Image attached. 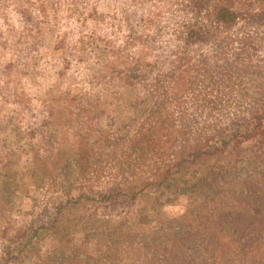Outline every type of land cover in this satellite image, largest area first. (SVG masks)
I'll use <instances>...</instances> for the list:
<instances>
[{"label":"rangeland","instance_id":"374dc122","mask_svg":"<svg viewBox=\"0 0 264 264\" xmlns=\"http://www.w3.org/2000/svg\"><path fill=\"white\" fill-rule=\"evenodd\" d=\"M115 1L122 9L109 11L113 21L94 16L81 28L69 21L71 0H0V264H264V116L244 125L264 114L260 2L238 0L255 8L227 29L209 11L213 0ZM155 49L144 65L140 57ZM80 96L103 108L87 117L89 127L45 118ZM194 117L202 139L219 126L243 124L242 133L210 157L207 172L208 162L185 161L167 174L152 150L165 148L168 131L184 151V125ZM68 127L82 132L78 143ZM53 134L67 145L57 154L48 152ZM133 149L156 174H134L128 194L113 192L109 207L98 208L112 184H125L104 182L113 173L107 160ZM98 156L103 167L87 164ZM49 179L60 191L47 192ZM85 190L100 199L55 223L49 241L52 205Z\"/></svg>","mask_w":264,"mask_h":264},{"label":"trees","instance_id":"16d2710c","mask_svg":"<svg viewBox=\"0 0 264 264\" xmlns=\"http://www.w3.org/2000/svg\"><path fill=\"white\" fill-rule=\"evenodd\" d=\"M210 3H212V0H209ZM253 2H260V5L263 10H264V0H254ZM252 3V2H251ZM250 3V4H251ZM249 4V5H250ZM240 6L238 4V0H213V8L212 10L210 9L209 11L211 12L212 17L215 19L214 21L220 23V24H225L227 29H231L233 28L235 25L239 24V22L244 19L251 11L252 9H254V5L250 6ZM71 9L73 10L70 13L69 16V21L71 22H77L78 27L80 25L81 28L85 25H87L88 23H92L94 22V16L96 20H101V19H107L109 18L110 21H113L115 19V17L117 16H112L109 14V11L113 10L118 12L117 10H121L122 7L120 4H117V2L115 0H105L104 2H101V0H71L70 3ZM249 7V8H248ZM258 8V7H257ZM1 13V12H0ZM37 12H33V17L35 19V21H32L31 19H29V21H31L34 25L37 23ZM1 17V14H0ZM123 22L126 21L125 18H123L122 20ZM1 22V19H0ZM16 22V20H13L12 24H6V23H2L3 24V29L4 31H9L11 30L10 25H13ZM101 23V21H99ZM2 27V25H0V28ZM225 30V28H223ZM98 30V28H97ZM222 30V31H224ZM99 31V30H98ZM3 34H6L5 32L1 31ZM221 34V33H220ZM157 46V44H156ZM162 46V45H161ZM152 53V52H151ZM156 49L153 50V53L150 55V59L147 60L146 59V55L140 57V59H143L141 61L144 62V65L146 66H151L154 62V59H156L157 54ZM159 58V57H158ZM157 61V60H156ZM142 65V66H144ZM263 68V67H261ZM145 70V69H143ZM142 71V70H139ZM154 69L152 67H150L148 69V72H153ZM160 71V70H158ZM163 71V70H162ZM134 73V72H133ZM158 75H161L160 72ZM128 84H133L131 81L128 82ZM78 102L76 105H71L70 103L67 104V109H65L64 113L62 115H60L61 110H57L55 111V113H51V114H45V118H47V120H51L53 118H55L57 121H64L67 122V117L70 118V122H74V118H77L81 121L82 124H85L89 127V122L87 119V117H89V115H92L96 110H99L101 107L99 106L97 109L94 108V105L92 104H88L84 101V97H79L78 98ZM77 107V108H76ZM94 108V109H93ZM103 110V108H101V111ZM16 111V109H15ZM222 110L221 109H216L214 111V113L216 114H221ZM78 115H80V117L82 118H78ZM263 115L256 117L254 120L249 121L247 123H244V125H250V123H253L256 119H260L261 117H263ZM45 120V119H43ZM40 121L41 120H37ZM37 121H34L31 124V127H35L37 125ZM90 121V120H89ZM224 120L220 121L219 123H223ZM67 124V123H65ZM203 125L201 120L198 117H194L189 121V124H185L184 126H186V130L184 131L183 138L186 139L185 142H183V149L184 151H178V149H176V138H174L168 131L164 132V134L167 133V138L165 139H161V141H163L165 143V148H157L155 147V149H153V153H157V154H161L163 156L164 162L165 163V167L166 170L168 171L167 174H171L174 172V169H177V172H180L178 170V165H181L185 163V161H190L193 165L196 164H206L208 162V166L205 168V172H207L209 170V159L210 157L224 151L226 147L229 146V144L231 143V138L236 139L237 135L240 131V129H242L243 124L238 126V127H218L217 128V135H219L220 137H218L217 135L213 136V137H209V134H206L208 136H206L205 139H202V137L200 136L201 134H203V128H201L200 126ZM28 128H30V124L27 125ZM26 126L24 128H27ZM259 125H257L250 134L252 133H256L257 131H259ZM88 129V128H87ZM91 131V129H90ZM89 131V132H90ZM170 131V130H169ZM201 132V133H200ZM242 133V132H241ZM247 133V132H246ZM244 133L242 134L243 137H247L248 135ZM64 134H68L69 140L71 141H76L77 143L79 142V140L82 138V132H78V130H74L72 127H68L67 131ZM62 136V135H61ZM58 136L56 134H53L50 138L47 139V142H50V144H54L51 145L50 149L48 150V152H52L55 148V153H60L61 151L65 150L64 148L67 146L64 143V137ZM48 137V135H47ZM216 137H218V139H216ZM13 140L17 141L16 137H13ZM160 141L158 138L155 139ZM154 140V141H155ZM21 141V140H20ZM23 141V140H22ZM180 142V141H179ZM81 143H83L81 141ZM23 144L25 145L24 141ZM158 145L161 143H157ZM136 147V145H135ZM186 150L190 151L189 153L186 152ZM143 151V150H142ZM142 151H140L142 153ZM179 152V153H178ZM139 153L135 151V149L131 150V153L129 156H127L124 160L121 161H117L114 159H109L107 160V163L113 161L112 164H107L108 168L111 169L113 171L112 175L110 176V178L104 177L105 181L104 182H125V184H112L113 186L111 188H109V190H107V193L104 194L103 197H101V199L99 198V192L98 190L96 191H90V192H86L85 191H81L78 193V195L75 196H71L69 198V200L62 202L60 204L57 205H52L53 207H56L55 211H54V220L51 223H49V225L47 224V237L49 238V241H51V237H52V232H53V228L55 227V223L58 225H60L65 219L67 220L70 216L73 215H78L79 216V212L83 210H81V206H85V208H87V205H92L95 202H97L99 199L100 201L98 202V208L99 205L100 207H109L110 204V196H113V192L119 195V199L122 198V196L124 194H128L129 190L128 189H132L131 184V180L134 179V174H136L137 176H139L140 173L142 172H153L152 170L154 169L153 167H151V164L147 163V166L145 165V163L140 162L139 161ZM79 160H81L80 158H77ZM101 159L100 156L96 157V158H89V161L91 162H87L88 165L91 164H96L97 162H99ZM103 159V158H102ZM101 159V160H102ZM74 162H76L77 160H74ZM118 163V164H117ZM140 163V165H138ZM174 163L175 166H174ZM96 165H100V164H96ZM174 166V167H173ZM100 167H103L102 165H100ZM96 167L92 168L88 173L87 170H83L84 173L81 175L82 178H86L88 179L89 177H92V173L91 171L93 169H95ZM154 174H156V172H153ZM157 174H160L157 172ZM137 178V177H136ZM206 178H209V175L206 176ZM141 180V179H140ZM81 181H83L81 179ZM86 181V180H85ZM50 182V188H48L47 192H57L60 191V184L57 185V181H52L49 179ZM84 182V181H83ZM88 182V181H86ZM146 182H151L149 184H154L153 182L155 181H146ZM134 182H132L133 184ZM139 187H141L140 189L145 188L146 186L144 185H140ZM52 188V189H51ZM140 191V190H139ZM111 192V193H110ZM11 193H14L13 191H11ZM17 195V197H19L20 192H16L15 193ZM50 193H48L49 195ZM105 209V208H104ZM108 209V208H107ZM119 213H121V210L119 211ZM92 214H94V211L92 212ZM37 216H40L39 213L36 214ZM107 215V214H106ZM107 217V216H106ZM61 226V225H60ZM43 228H45V226L41 227V228H35L34 230L38 232H40ZM169 255V254H168Z\"/></svg>","mask_w":264,"mask_h":264}]
</instances>
